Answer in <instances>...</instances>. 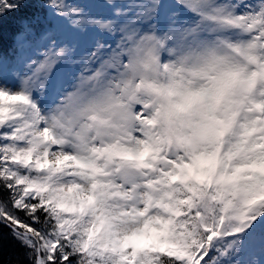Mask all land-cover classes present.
Segmentation results:
<instances>
[{
	"label": "snow or ice",
	"instance_id": "obj_1",
	"mask_svg": "<svg viewBox=\"0 0 264 264\" xmlns=\"http://www.w3.org/2000/svg\"><path fill=\"white\" fill-rule=\"evenodd\" d=\"M0 264H264V0H0Z\"/></svg>",
	"mask_w": 264,
	"mask_h": 264
}]
</instances>
